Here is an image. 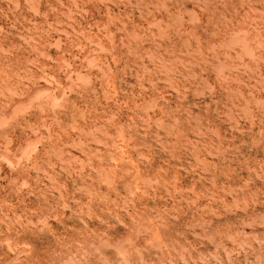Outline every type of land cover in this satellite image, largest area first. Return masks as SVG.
Wrapping results in <instances>:
<instances>
[{
    "label": "rangeland",
    "instance_id": "1",
    "mask_svg": "<svg viewBox=\"0 0 264 264\" xmlns=\"http://www.w3.org/2000/svg\"><path fill=\"white\" fill-rule=\"evenodd\" d=\"M0 264H264V0H0Z\"/></svg>",
    "mask_w": 264,
    "mask_h": 264
}]
</instances>
